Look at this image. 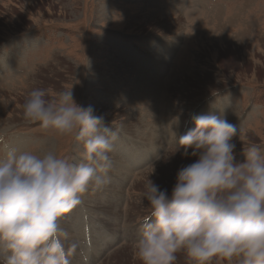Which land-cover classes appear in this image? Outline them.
Listing matches in <instances>:
<instances>
[{
    "label": "rangeland",
    "instance_id": "obj_1",
    "mask_svg": "<svg viewBox=\"0 0 264 264\" xmlns=\"http://www.w3.org/2000/svg\"><path fill=\"white\" fill-rule=\"evenodd\" d=\"M35 88L53 101L72 89L117 133L109 185L58 221L79 242L72 264H139L145 184L170 195L195 162L182 148L165 160L195 116L223 113L236 126L237 161L264 148V0H0V159L51 150L79 162L74 134L23 119ZM176 264L191 261L181 252Z\"/></svg>",
    "mask_w": 264,
    "mask_h": 264
},
{
    "label": "clouds",
    "instance_id": "obj_2",
    "mask_svg": "<svg viewBox=\"0 0 264 264\" xmlns=\"http://www.w3.org/2000/svg\"><path fill=\"white\" fill-rule=\"evenodd\" d=\"M23 119L83 145L79 162L9 149L0 159V264H72L79 242L69 243L60 218L82 204L89 191L110 183L116 131L101 127L103 116L76 103L72 89L49 100L33 89ZM180 136L177 150L197 157L181 167L169 195L151 179L144 199L150 213L140 226L134 256L139 264H176L183 253L191 264H264V148L251 144L237 161L232 138L237 128L223 113L198 115ZM3 137H0V143ZM160 159V158H159ZM85 264H87V258Z\"/></svg>",
    "mask_w": 264,
    "mask_h": 264
},
{
    "label": "bare ground",
    "instance_id": "obj_3",
    "mask_svg": "<svg viewBox=\"0 0 264 264\" xmlns=\"http://www.w3.org/2000/svg\"><path fill=\"white\" fill-rule=\"evenodd\" d=\"M169 25H170V24H169ZM156 139H157V137H156ZM157 144H158V143H157ZM159 146H160V145H158V148H159ZM156 148H157V146L153 149V151H155ZM158 148H157V149H158ZM173 156H175V155H173ZM112 208H113V207H112Z\"/></svg>",
    "mask_w": 264,
    "mask_h": 264
}]
</instances>
